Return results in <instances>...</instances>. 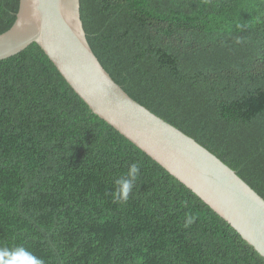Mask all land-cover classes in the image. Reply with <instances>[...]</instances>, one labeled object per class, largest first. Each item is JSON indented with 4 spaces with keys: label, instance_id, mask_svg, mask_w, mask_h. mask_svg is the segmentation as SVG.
Instances as JSON below:
<instances>
[{
    "label": "trees",
    "instance_id": "trees-1",
    "mask_svg": "<svg viewBox=\"0 0 264 264\" xmlns=\"http://www.w3.org/2000/svg\"><path fill=\"white\" fill-rule=\"evenodd\" d=\"M18 7L0 0V33ZM80 12L112 78L264 198V0H80ZM132 164L133 191L116 203ZM18 247L44 264H264L34 42L0 60V249Z\"/></svg>",
    "mask_w": 264,
    "mask_h": 264
},
{
    "label": "water",
    "instance_id": "water-1",
    "mask_svg": "<svg viewBox=\"0 0 264 264\" xmlns=\"http://www.w3.org/2000/svg\"><path fill=\"white\" fill-rule=\"evenodd\" d=\"M37 43L91 111L192 190L264 257V198L193 137L133 99L93 52L80 0H19L0 60Z\"/></svg>",
    "mask_w": 264,
    "mask_h": 264
},
{
    "label": "clouds",
    "instance_id": "clouds-1",
    "mask_svg": "<svg viewBox=\"0 0 264 264\" xmlns=\"http://www.w3.org/2000/svg\"><path fill=\"white\" fill-rule=\"evenodd\" d=\"M139 175V167L132 164L129 170L116 181V188L112 193L114 202L126 203ZM194 217L188 216L185 227L193 222ZM0 264H44L43 260L35 257L23 247H18L9 252L7 249H0Z\"/></svg>",
    "mask_w": 264,
    "mask_h": 264
},
{
    "label": "bare ground",
    "instance_id": "bare-ground-1",
    "mask_svg": "<svg viewBox=\"0 0 264 264\" xmlns=\"http://www.w3.org/2000/svg\"><path fill=\"white\" fill-rule=\"evenodd\" d=\"M233 228V227H232ZM234 229V228H233ZM235 230V229H234ZM236 231V230H235ZM237 232V231H236ZM262 256V255H261ZM263 257V256H262ZM264 258V257H263Z\"/></svg>",
    "mask_w": 264,
    "mask_h": 264
}]
</instances>
